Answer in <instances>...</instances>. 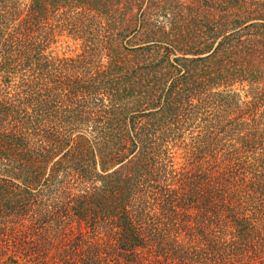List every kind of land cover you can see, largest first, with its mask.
Returning a JSON list of instances; mask_svg holds the SVG:
<instances>
[{"label": "trees", "instance_id": "16d2710c", "mask_svg": "<svg viewBox=\"0 0 264 264\" xmlns=\"http://www.w3.org/2000/svg\"><path fill=\"white\" fill-rule=\"evenodd\" d=\"M2 257L264 264V0H0Z\"/></svg>", "mask_w": 264, "mask_h": 264}, {"label": "rangeland", "instance_id": "374dc122", "mask_svg": "<svg viewBox=\"0 0 264 264\" xmlns=\"http://www.w3.org/2000/svg\"><path fill=\"white\" fill-rule=\"evenodd\" d=\"M79 43L80 41H75V40L72 41L70 38L66 36H61L60 42H58L57 45H53L52 48H54L60 54H63V53L69 54L73 52L74 50L79 51ZM240 93L241 95H243L244 91H241ZM0 264H7V262L5 261V257L0 258ZM22 264H24L23 261H22Z\"/></svg>", "mask_w": 264, "mask_h": 264}]
</instances>
